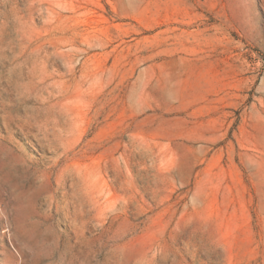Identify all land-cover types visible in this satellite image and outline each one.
I'll list each match as a JSON object with an SVG mask.
<instances>
[{
  "label": "rangeland",
  "instance_id": "rangeland-1",
  "mask_svg": "<svg viewBox=\"0 0 264 264\" xmlns=\"http://www.w3.org/2000/svg\"><path fill=\"white\" fill-rule=\"evenodd\" d=\"M0 264H264V0H0Z\"/></svg>",
  "mask_w": 264,
  "mask_h": 264
}]
</instances>
